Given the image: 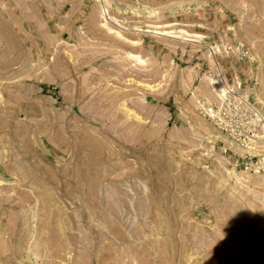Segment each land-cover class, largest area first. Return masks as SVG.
<instances>
[{
  "label": "rangeland",
  "instance_id": "1",
  "mask_svg": "<svg viewBox=\"0 0 264 264\" xmlns=\"http://www.w3.org/2000/svg\"><path fill=\"white\" fill-rule=\"evenodd\" d=\"M0 264H264V0H0Z\"/></svg>",
  "mask_w": 264,
  "mask_h": 264
},
{
  "label": "built area",
  "instance_id": "2",
  "mask_svg": "<svg viewBox=\"0 0 264 264\" xmlns=\"http://www.w3.org/2000/svg\"><path fill=\"white\" fill-rule=\"evenodd\" d=\"M204 114L207 118L218 119V115H216V113L212 111V108H207L206 110H204Z\"/></svg>",
  "mask_w": 264,
  "mask_h": 264
},
{
  "label": "bare ground",
  "instance_id": "3",
  "mask_svg": "<svg viewBox=\"0 0 264 264\" xmlns=\"http://www.w3.org/2000/svg\"><path fill=\"white\" fill-rule=\"evenodd\" d=\"M102 13H103V12H102ZM102 13H101V14H102ZM108 28H109V27H108ZM129 55H130V54H129ZM131 56H133V55H131ZM136 59H137V60H140L139 57H136ZM214 81H215V80L212 79V80H211V83H213ZM211 85H212V84H211ZM215 90H216V92H217L219 95H223V90H222L220 87H217Z\"/></svg>",
  "mask_w": 264,
  "mask_h": 264
}]
</instances>
